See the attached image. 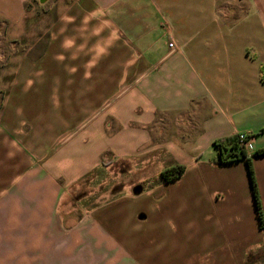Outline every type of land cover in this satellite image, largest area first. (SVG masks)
<instances>
[{
    "label": "crops",
    "instance_id": "1",
    "mask_svg": "<svg viewBox=\"0 0 264 264\" xmlns=\"http://www.w3.org/2000/svg\"><path fill=\"white\" fill-rule=\"evenodd\" d=\"M0 17V264H264L246 163L214 148L252 136L264 223V0H0ZM105 157L159 168L141 181L185 170L60 206Z\"/></svg>",
    "mask_w": 264,
    "mask_h": 264
},
{
    "label": "rangeland",
    "instance_id": "2",
    "mask_svg": "<svg viewBox=\"0 0 264 264\" xmlns=\"http://www.w3.org/2000/svg\"><path fill=\"white\" fill-rule=\"evenodd\" d=\"M0 26H3L1 17ZM2 41L0 38V50H7ZM5 43H7V40H5ZM17 43L16 39V45ZM7 44L9 45V42ZM1 107L2 104L0 103V110ZM158 169L145 168L142 171H133L130 165H123L120 162L111 160L109 157H105L100 166L94 169L95 172L86 175L66 191L59 205L62 207L84 208L112 205L123 194L133 195V190L136 187H140L143 192L150 187L152 188V181H141V179L153 177ZM161 169L164 170L165 168L161 167Z\"/></svg>",
    "mask_w": 264,
    "mask_h": 264
},
{
    "label": "trees",
    "instance_id": "3",
    "mask_svg": "<svg viewBox=\"0 0 264 264\" xmlns=\"http://www.w3.org/2000/svg\"><path fill=\"white\" fill-rule=\"evenodd\" d=\"M214 148L217 153V163L220 165L238 161V160L245 161L247 172H248V178L250 182V188H251L256 218L258 220L260 227L261 228L264 227L261 205H260V201H259V197L257 193V188H256L255 180H254V174L251 168L249 156L243 150H239L237 148V146L234 143V139L216 142L214 143ZM261 155H264V150H261L254 154V156H261ZM184 170H185L184 167L178 166V165L166 168L163 171H161L158 174V176L152 180L151 186L154 187L156 185L165 184L175 179L176 177H179L180 175H182L184 173ZM95 171L96 170H93L89 174Z\"/></svg>",
    "mask_w": 264,
    "mask_h": 264
},
{
    "label": "built area",
    "instance_id": "4",
    "mask_svg": "<svg viewBox=\"0 0 264 264\" xmlns=\"http://www.w3.org/2000/svg\"><path fill=\"white\" fill-rule=\"evenodd\" d=\"M168 47L171 48L172 44H169ZM233 139L237 148L245 152V150L248 147L250 139H252V136L248 133H239Z\"/></svg>",
    "mask_w": 264,
    "mask_h": 264
},
{
    "label": "water",
    "instance_id": "5",
    "mask_svg": "<svg viewBox=\"0 0 264 264\" xmlns=\"http://www.w3.org/2000/svg\"><path fill=\"white\" fill-rule=\"evenodd\" d=\"M141 191V188L140 187H136L134 190H133V193L134 194H137Z\"/></svg>",
    "mask_w": 264,
    "mask_h": 264
}]
</instances>
